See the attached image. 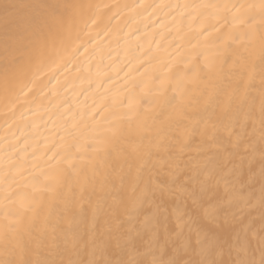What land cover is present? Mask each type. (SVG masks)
Returning <instances> with one entry per match:
<instances>
[{
	"label": "snow or ice",
	"instance_id": "6c2138e0",
	"mask_svg": "<svg viewBox=\"0 0 264 264\" xmlns=\"http://www.w3.org/2000/svg\"><path fill=\"white\" fill-rule=\"evenodd\" d=\"M0 121V264H264V0H0Z\"/></svg>",
	"mask_w": 264,
	"mask_h": 264
},
{
	"label": "bare ground",
	"instance_id": "6f19581e",
	"mask_svg": "<svg viewBox=\"0 0 264 264\" xmlns=\"http://www.w3.org/2000/svg\"><path fill=\"white\" fill-rule=\"evenodd\" d=\"M85 87H87V85H85ZM94 91V90H93ZM81 100H83V97H81ZM0 123H2V121H0ZM0 132H2V130H0Z\"/></svg>",
	"mask_w": 264,
	"mask_h": 264
}]
</instances>
